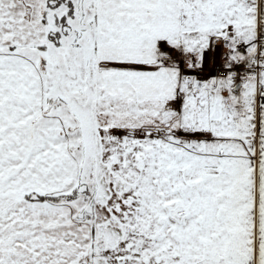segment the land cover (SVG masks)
Segmentation results:
<instances>
[{
    "label": "snow or ice",
    "instance_id": "6c2138e0",
    "mask_svg": "<svg viewBox=\"0 0 264 264\" xmlns=\"http://www.w3.org/2000/svg\"><path fill=\"white\" fill-rule=\"evenodd\" d=\"M0 264H264V0H0Z\"/></svg>",
    "mask_w": 264,
    "mask_h": 264
}]
</instances>
